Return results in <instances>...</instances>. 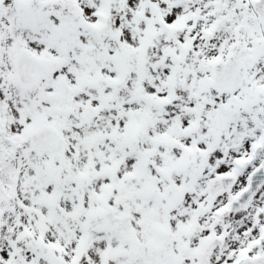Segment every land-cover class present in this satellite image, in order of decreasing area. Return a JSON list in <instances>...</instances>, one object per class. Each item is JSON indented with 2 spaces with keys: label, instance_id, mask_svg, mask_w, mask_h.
Listing matches in <instances>:
<instances>
[{
  "label": "snow or ice",
  "instance_id": "obj_1",
  "mask_svg": "<svg viewBox=\"0 0 264 264\" xmlns=\"http://www.w3.org/2000/svg\"><path fill=\"white\" fill-rule=\"evenodd\" d=\"M0 264H264V0H0Z\"/></svg>",
  "mask_w": 264,
  "mask_h": 264
}]
</instances>
